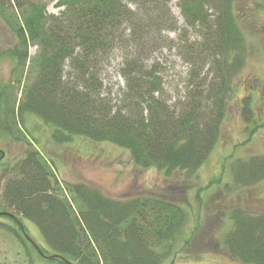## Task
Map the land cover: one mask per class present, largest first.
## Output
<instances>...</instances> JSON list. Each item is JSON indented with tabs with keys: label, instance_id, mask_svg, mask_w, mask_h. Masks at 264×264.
<instances>
[{
	"label": "trees",
	"instance_id": "obj_1",
	"mask_svg": "<svg viewBox=\"0 0 264 264\" xmlns=\"http://www.w3.org/2000/svg\"><path fill=\"white\" fill-rule=\"evenodd\" d=\"M53 1L62 9L56 15L46 11ZM176 6L184 28L173 44L188 71L185 95L171 104L161 78L143 59L145 35L176 29L167 0H0V22L15 41L3 51L12 69L11 79L0 83V137L14 138L23 117L32 115L52 128L56 143L75 136L111 143L128 152L133 166L160 170L167 180L174 172L194 173L221 136L244 37L233 0H177ZM167 18L171 24L162 25ZM125 26L137 53L122 63L125 88L115 101L103 93L101 73ZM190 28L201 33L199 43L188 40ZM250 105L249 97L242 98L243 116L251 115ZM24 147L19 160L0 168V217L31 221L52 254L38 247L47 257L39 254L17 226L27 250L57 264L162 263L184 223L185 180L181 197L138 193L111 199L84 183L61 185L52 163ZM3 156L0 148V161ZM232 168L238 184L264 180V156ZM228 214L226 253L243 264H264V213L234 208Z\"/></svg>",
	"mask_w": 264,
	"mask_h": 264
},
{
	"label": "rangeland",
	"instance_id": "obj_2",
	"mask_svg": "<svg viewBox=\"0 0 264 264\" xmlns=\"http://www.w3.org/2000/svg\"><path fill=\"white\" fill-rule=\"evenodd\" d=\"M176 3L177 0H167L170 14L176 20V29L145 35L148 50L143 56L144 65L153 66L161 78L164 96L171 104L185 95L188 71L180 50L173 44L184 28ZM233 4L243 30V64L233 80L221 136L207 160L194 173L174 172L167 180L160 170L133 166L128 152L111 143L93 142L77 136L56 143L50 136L52 128L32 115L23 117L14 138L0 137V148L4 150L0 168L19 160L27 145L40 151L52 163L61 185L84 183L111 199H123L138 193H166L181 197L187 184L189 188L182 197L184 223L173 241L168 243L170 246L161 264H243L226 253L223 238L231 228L230 210L241 208L252 214L264 213V180L252 185L238 184L232 168L237 161L264 156V0H233ZM61 10L55 1L46 7L47 13L53 15ZM166 20L161 24H171L169 18ZM127 27H124L125 31L122 29V42L113 48L101 73L102 91L115 101L120 99L125 88L119 74L122 63L126 57L137 53L127 36L130 32ZM187 38L192 43H199L201 33L198 29H187ZM14 42L11 33L0 22V83L11 79L12 60L4 56L3 51ZM35 49L33 46L29 48L30 56L34 55ZM65 71H68L67 67ZM244 97L250 98L251 115H242L241 100ZM21 135L25 141L18 140ZM177 179L180 184L178 181L174 184ZM180 180H185L186 184ZM0 223L11 227L0 224V264H28L29 258L33 264H57L55 260L46 259L23 246L14 220L0 217ZM20 223L35 245L46 255L52 254L35 224L25 218H20ZM159 251L163 252L161 248Z\"/></svg>",
	"mask_w": 264,
	"mask_h": 264
},
{
	"label": "water",
	"instance_id": "obj_3",
	"mask_svg": "<svg viewBox=\"0 0 264 264\" xmlns=\"http://www.w3.org/2000/svg\"><path fill=\"white\" fill-rule=\"evenodd\" d=\"M12 217H13V216H12ZM13 219L18 223L19 227H21V224L18 222V220H17L15 217H13ZM34 247H35L36 249H38L36 245H34ZM39 253H41V252L39 251ZM68 264H71V263H68Z\"/></svg>",
	"mask_w": 264,
	"mask_h": 264
}]
</instances>
